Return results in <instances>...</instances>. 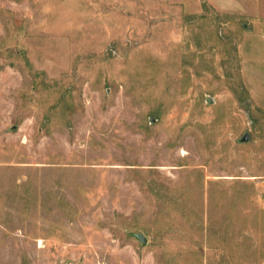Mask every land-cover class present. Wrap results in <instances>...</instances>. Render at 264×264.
<instances>
[{
  "label": "rangeland",
  "instance_id": "1",
  "mask_svg": "<svg viewBox=\"0 0 264 264\" xmlns=\"http://www.w3.org/2000/svg\"><path fill=\"white\" fill-rule=\"evenodd\" d=\"M262 30L240 0H0V264H264Z\"/></svg>",
  "mask_w": 264,
  "mask_h": 264
},
{
  "label": "crops",
  "instance_id": "2",
  "mask_svg": "<svg viewBox=\"0 0 264 264\" xmlns=\"http://www.w3.org/2000/svg\"><path fill=\"white\" fill-rule=\"evenodd\" d=\"M240 10L257 26L264 28V0H240Z\"/></svg>",
  "mask_w": 264,
  "mask_h": 264
},
{
  "label": "water",
  "instance_id": "3",
  "mask_svg": "<svg viewBox=\"0 0 264 264\" xmlns=\"http://www.w3.org/2000/svg\"><path fill=\"white\" fill-rule=\"evenodd\" d=\"M249 140V136L248 134H244L241 138H240V142L243 143V142H247ZM133 237L136 238L139 242H141V244H145L146 240L145 238L139 234V233H135L133 234Z\"/></svg>",
  "mask_w": 264,
  "mask_h": 264
}]
</instances>
